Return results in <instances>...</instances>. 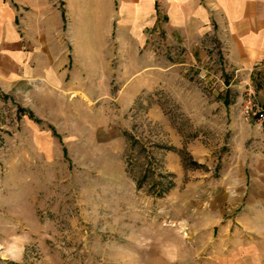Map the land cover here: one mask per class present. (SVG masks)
Instances as JSON below:
<instances>
[{"label":"rangeland","instance_id":"rangeland-1","mask_svg":"<svg viewBox=\"0 0 264 264\" xmlns=\"http://www.w3.org/2000/svg\"><path fill=\"white\" fill-rule=\"evenodd\" d=\"M62 26L69 60L27 95L0 90V264H264V163L239 161L264 134L240 139L216 115L218 45L202 71L122 91L132 69L70 59L111 37ZM156 48L164 63L181 54Z\"/></svg>","mask_w":264,"mask_h":264},{"label":"crops","instance_id":"crops-1","mask_svg":"<svg viewBox=\"0 0 264 264\" xmlns=\"http://www.w3.org/2000/svg\"><path fill=\"white\" fill-rule=\"evenodd\" d=\"M67 22L73 36L111 37V45L77 42L70 59L76 67H96L99 61L132 69L130 78L122 81V91L138 84L139 90L164 83L162 75L180 66L185 70L208 67L210 48L217 44L224 74L217 78L216 115L240 139L264 134V125L255 119L245 121L241 115L248 95L259 104L264 102V0H0V90L27 95L37 83L48 80L49 66L64 63L65 57L69 60L61 39ZM152 29L158 30L152 33V52L157 53L156 45H161L171 53L179 51V58L164 63L150 54L148 31ZM89 83L96 84V77ZM186 87L189 95L192 88ZM151 110L154 122H166L157 105ZM261 154L239 161L264 163V149ZM260 174L264 178V171ZM247 189L245 209L253 211L256 194Z\"/></svg>","mask_w":264,"mask_h":264},{"label":"built area","instance_id":"built-area-1","mask_svg":"<svg viewBox=\"0 0 264 264\" xmlns=\"http://www.w3.org/2000/svg\"><path fill=\"white\" fill-rule=\"evenodd\" d=\"M241 115L245 121L255 119L257 123L264 125V102L259 104L248 95L241 105Z\"/></svg>","mask_w":264,"mask_h":264}]
</instances>
